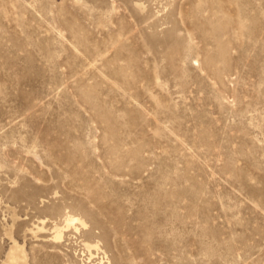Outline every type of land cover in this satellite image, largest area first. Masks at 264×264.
<instances>
[{
  "label": "rangeland",
  "instance_id": "374dc122",
  "mask_svg": "<svg viewBox=\"0 0 264 264\" xmlns=\"http://www.w3.org/2000/svg\"><path fill=\"white\" fill-rule=\"evenodd\" d=\"M0 264H264V0H0Z\"/></svg>",
  "mask_w": 264,
  "mask_h": 264
},
{
  "label": "bare ground",
  "instance_id": "6f19581e",
  "mask_svg": "<svg viewBox=\"0 0 264 264\" xmlns=\"http://www.w3.org/2000/svg\"><path fill=\"white\" fill-rule=\"evenodd\" d=\"M65 228H74L77 232L80 231V229L77 227V225L81 226L82 228H87V223L79 216H75V215H67L65 216ZM54 233L56 234L55 236V240H62L63 238V230L58 226L55 225L54 226ZM85 247L90 251L92 249V245L89 243L85 244ZM96 248H98V246H95Z\"/></svg>",
  "mask_w": 264,
  "mask_h": 264
}]
</instances>
